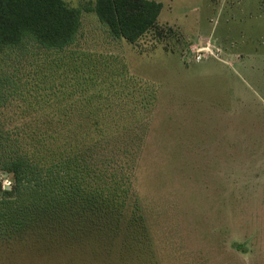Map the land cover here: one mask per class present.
<instances>
[{"label":"rangeland","instance_id":"rangeland-1","mask_svg":"<svg viewBox=\"0 0 264 264\" xmlns=\"http://www.w3.org/2000/svg\"><path fill=\"white\" fill-rule=\"evenodd\" d=\"M65 1L90 8L68 50L102 54L135 100L154 99L135 194L116 234L2 242L0 264H264V0H156L135 43L111 36L95 0ZM19 57L0 53V82Z\"/></svg>","mask_w":264,"mask_h":264},{"label":"trees","instance_id":"trees-1","mask_svg":"<svg viewBox=\"0 0 264 264\" xmlns=\"http://www.w3.org/2000/svg\"><path fill=\"white\" fill-rule=\"evenodd\" d=\"M162 8L156 0H95L91 9L111 36L135 43ZM89 9L0 0V53H20L0 82V171L13 175L12 186L0 184V243L116 234L135 194L154 99L135 100L125 69L102 54L68 50Z\"/></svg>","mask_w":264,"mask_h":264},{"label":"built area","instance_id":"built-area-1","mask_svg":"<svg viewBox=\"0 0 264 264\" xmlns=\"http://www.w3.org/2000/svg\"><path fill=\"white\" fill-rule=\"evenodd\" d=\"M207 48H204V47H202V48H200L199 50H198V52H197V54H196V61H201L202 60V58L203 57H205V55H206V52H207V50H206ZM212 53H213V51H212Z\"/></svg>","mask_w":264,"mask_h":264},{"label":"crops","instance_id":"crops-1","mask_svg":"<svg viewBox=\"0 0 264 264\" xmlns=\"http://www.w3.org/2000/svg\"><path fill=\"white\" fill-rule=\"evenodd\" d=\"M230 55V54H229Z\"/></svg>","mask_w":264,"mask_h":264}]
</instances>
